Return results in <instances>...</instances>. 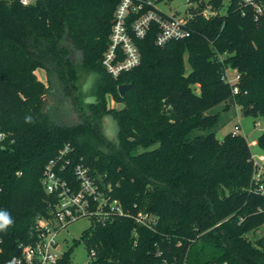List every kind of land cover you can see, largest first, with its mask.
<instances>
[{
  "label": "trees",
  "instance_id": "trees-1",
  "mask_svg": "<svg viewBox=\"0 0 264 264\" xmlns=\"http://www.w3.org/2000/svg\"><path fill=\"white\" fill-rule=\"evenodd\" d=\"M119 2L0 0V212L13 220L0 230L2 257L32 242L37 217L55 209L59 197L44 188L43 172L69 144L59 174L74 181L82 164L122 210L107 204L105 219L92 217L76 241L86 245L89 264H264V235L248 237L264 225V194L254 189L246 137H190L210 130L218 116L208 111L227 101L243 116L264 118V14L244 0H229L225 14L221 0H189L188 35L158 46L153 24L137 41L141 65L115 78L102 59ZM79 67L97 74L95 100L80 106L79 122L55 121L42 107L47 87L36 70L55 76L78 103ZM122 84L131 85L123 97ZM106 94L122 107L108 108ZM107 116L118 124L115 142L99 126ZM258 140L264 150V132ZM58 264H72L71 250Z\"/></svg>",
  "mask_w": 264,
  "mask_h": 264
},
{
  "label": "built area",
  "instance_id": "built-area-1",
  "mask_svg": "<svg viewBox=\"0 0 264 264\" xmlns=\"http://www.w3.org/2000/svg\"><path fill=\"white\" fill-rule=\"evenodd\" d=\"M244 1L251 5L257 14H264L262 0ZM35 2L36 0H20L23 5ZM157 4V0H120L118 3L111 28L109 47L102 59L103 67L113 77L116 78L123 72H128L139 66L141 52L137 41L146 37L153 24H156V28H158L155 39L158 46L188 35V21L185 14H166L157 7ZM131 15H135V17L131 18ZM233 92L237 93L238 88H234ZM240 128L239 125H236L235 131H239ZM4 137L5 134L0 133V141ZM69 151L70 145L67 144L61 150L59 157L56 160H51L43 172L42 184L44 188L48 193H57L59 197V202L52 214L48 217H37L33 241L28 244L20 242L17 255L9 258L2 257L4 248L0 239V264H58L62 255H57V252L61 250L57 239L59 232L66 224L80 216L97 217L98 220L105 219L108 212L104 208L107 204L112 211L122 214L118 201L114 200L110 203L95 180L89 175L88 168L82 164L74 167V181H69L59 174L65 170L66 165L58 163ZM262 173L263 168L259 170L256 165L253 176L254 189L264 194ZM91 200L97 203L96 208H91Z\"/></svg>",
  "mask_w": 264,
  "mask_h": 264
},
{
  "label": "rangeland",
  "instance_id": "rangeland-1",
  "mask_svg": "<svg viewBox=\"0 0 264 264\" xmlns=\"http://www.w3.org/2000/svg\"><path fill=\"white\" fill-rule=\"evenodd\" d=\"M201 3H208L210 0H198ZM222 6L219 10L221 14H225L228 9L229 0H221ZM189 0H171L163 1L157 4V7L165 12L166 14H172L176 12L184 13L189 7ZM117 8V6H116ZM116 10V9H115ZM146 12V9L143 11ZM204 14L210 16V10L205 9ZM115 16V12H114ZM135 15H131L134 18ZM111 35V33H110ZM77 54L74 57L77 58ZM142 62V55H141ZM141 63L139 64V66ZM186 66L189 68L188 62ZM38 78L46 85L47 91L42 97V107L46 109V112L52 117L53 120L74 124L80 121V112L78 107L87 108V104L93 100L92 91L90 93V85L92 84V78L97 74L88 71L86 69H78V79L75 81L77 86L76 95L78 96V103L76 104L69 94L65 91H61L58 86V80L52 74L43 68L36 70ZM93 75V76H92ZM228 81L231 84L237 82L236 70L229 68L227 70ZM61 83V81H60ZM61 91V92H60ZM195 91L199 93V88L196 87ZM107 100L108 108H120L122 105L118 103L115 96L109 94L105 95ZM210 115H217V123L208 131L195 130L191 133L190 137L194 138L199 135H206L209 132H215L218 139L223 140L224 137L229 133H237L246 137L250 149L253 155V159L260 170L264 166V150L259 144V136L264 132V118H252L243 116L239 107L230 101L220 103L208 111ZM239 125L241 128L239 131H235V126ZM99 126L102 133L112 142L117 140L118 124L113 118H106L100 120ZM145 214L141 211L140 214ZM92 225V219L86 216H80L73 219L58 234V242L61 250L57 252V255H63L64 252L71 250V261L72 264H89L91 257L88 253V249L84 243L76 244V241L80 240L84 230L88 229ZM264 235V225L258 230L250 232L248 237L250 239H258Z\"/></svg>",
  "mask_w": 264,
  "mask_h": 264
},
{
  "label": "clouds",
  "instance_id": "clouds-1",
  "mask_svg": "<svg viewBox=\"0 0 264 264\" xmlns=\"http://www.w3.org/2000/svg\"><path fill=\"white\" fill-rule=\"evenodd\" d=\"M12 223H13V220L9 217L7 213L0 212V230L6 229Z\"/></svg>",
  "mask_w": 264,
  "mask_h": 264
},
{
  "label": "water",
  "instance_id": "water-1",
  "mask_svg": "<svg viewBox=\"0 0 264 264\" xmlns=\"http://www.w3.org/2000/svg\"><path fill=\"white\" fill-rule=\"evenodd\" d=\"M129 88H131V85H129V84H122V85H119V87H118V91H119L120 96L123 97V96L125 95L126 91H127ZM45 112H46V109H45ZM110 118H112V117H110Z\"/></svg>",
  "mask_w": 264,
  "mask_h": 264
},
{
  "label": "flooded vegetation",
  "instance_id": "flooded-vegetation-1",
  "mask_svg": "<svg viewBox=\"0 0 264 264\" xmlns=\"http://www.w3.org/2000/svg\"><path fill=\"white\" fill-rule=\"evenodd\" d=\"M93 76V75H92ZM94 77L95 78H92V84L90 85V93H91V91H92V89H93V87H94V85H95V82H96V79H97V77H96V75H94ZM95 99L93 98V100H91L90 102H92V101H94ZM76 104H77V102L76 101H74ZM77 106V110H78V112H80V116H81V110H80V107H78V104L76 105ZM106 118H109L108 116L107 117H104L103 118V120H105Z\"/></svg>",
  "mask_w": 264,
  "mask_h": 264
}]
</instances>
